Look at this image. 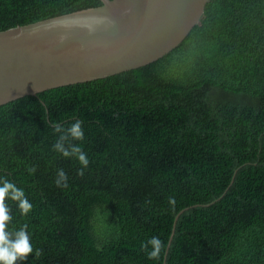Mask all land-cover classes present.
I'll use <instances>...</instances> for the list:
<instances>
[{
    "label": "trees",
    "instance_id": "16d2710c",
    "mask_svg": "<svg viewBox=\"0 0 264 264\" xmlns=\"http://www.w3.org/2000/svg\"><path fill=\"white\" fill-rule=\"evenodd\" d=\"M101 4L0 0V31ZM0 180L32 205L5 198L15 264H264V0H207L158 60L0 105Z\"/></svg>",
    "mask_w": 264,
    "mask_h": 264
},
{
    "label": "water",
    "instance_id": "95a60500",
    "mask_svg": "<svg viewBox=\"0 0 264 264\" xmlns=\"http://www.w3.org/2000/svg\"><path fill=\"white\" fill-rule=\"evenodd\" d=\"M101 1L0 31V105L158 60L196 26L207 0ZM188 208L175 215L166 252Z\"/></svg>",
    "mask_w": 264,
    "mask_h": 264
},
{
    "label": "clouds",
    "instance_id": "9594fccd",
    "mask_svg": "<svg viewBox=\"0 0 264 264\" xmlns=\"http://www.w3.org/2000/svg\"><path fill=\"white\" fill-rule=\"evenodd\" d=\"M68 132L74 139L83 138V132L79 122L72 124ZM60 147L58 144L57 148L59 149ZM72 152L78 153V159L81 163L87 164L86 156L80 152L78 147H73ZM63 154L65 156L70 155L67 150H63ZM6 197L19 202L18 208L22 215H26L31 210L32 205L23 198L24 193L22 190L17 189L14 184L7 180H0V264H15L18 259H26L28 254L33 252V247L29 242L30 236L25 231L27 225H22L18 231L10 229L9 226L12 217L10 214V206L5 200ZM148 243L153 247L150 256H156L159 251V240L152 238Z\"/></svg>",
    "mask_w": 264,
    "mask_h": 264
}]
</instances>
